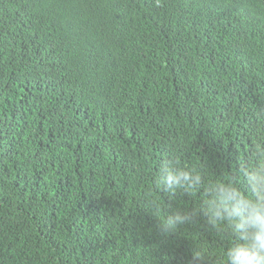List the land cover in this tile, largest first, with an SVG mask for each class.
<instances>
[{"label":"trees","instance_id":"trees-1","mask_svg":"<svg viewBox=\"0 0 264 264\" xmlns=\"http://www.w3.org/2000/svg\"><path fill=\"white\" fill-rule=\"evenodd\" d=\"M262 151L264 0H0V264H226L206 190Z\"/></svg>","mask_w":264,"mask_h":264},{"label":"clouds","instance_id":"clouds-1","mask_svg":"<svg viewBox=\"0 0 264 264\" xmlns=\"http://www.w3.org/2000/svg\"><path fill=\"white\" fill-rule=\"evenodd\" d=\"M264 158V151L260 153ZM252 196H244L231 182L210 183L206 190L203 212L214 227L226 229L236 238L226 253V264H264V159L256 167L245 170ZM203 182L202 174L195 170H185L165 161L161 164L155 185L164 192L173 193L177 189L186 192L199 190ZM154 207H159L153 201ZM198 213L193 210L174 211L169 214L160 231L167 236L178 226L192 221ZM200 252L194 254L199 259Z\"/></svg>","mask_w":264,"mask_h":264}]
</instances>
